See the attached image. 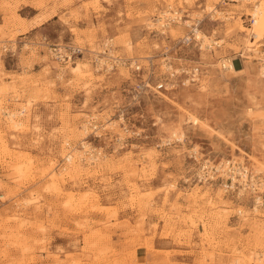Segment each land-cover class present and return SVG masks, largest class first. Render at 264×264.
I'll return each mask as SVG.
<instances>
[{"label": "rangeland", "instance_id": "1", "mask_svg": "<svg viewBox=\"0 0 264 264\" xmlns=\"http://www.w3.org/2000/svg\"><path fill=\"white\" fill-rule=\"evenodd\" d=\"M235 2L0 0V264H264L251 194L196 178L232 159L264 181V58L244 41L264 57V38ZM106 46L168 87L138 92Z\"/></svg>", "mask_w": 264, "mask_h": 264}, {"label": "built area", "instance_id": "2", "mask_svg": "<svg viewBox=\"0 0 264 264\" xmlns=\"http://www.w3.org/2000/svg\"><path fill=\"white\" fill-rule=\"evenodd\" d=\"M168 20L170 21L172 18ZM196 27L197 26L191 30V33L188 34V36L185 38V41H190L194 38V35L196 34ZM105 50L107 53H110V55L107 54V58L103 59V62H99V65H102L105 69L112 70L121 65L130 66V68H133L134 71H138V74L140 75H142L141 73L143 72L141 81L137 83L136 90L138 92H147L152 89L159 91L168 87V84H166L164 81L153 79V74H148L147 77H144L145 67L143 64L137 62V60L133 61L121 56H113V50L108 46H106ZM165 63L168 69L173 67V64H168L167 62ZM179 70L174 69L173 73L175 74V72ZM199 70V66H195L189 70L188 78L186 79L187 83L196 79L197 75L199 74ZM196 158L198 159L199 156ZM208 160L202 161L198 164L199 169L196 173V178L200 182H219L227 192L233 191L237 192L238 194L249 192L253 198V202L255 203V208L264 211V181L263 183L260 182L258 180L257 174L252 172L249 167H246L242 163H238L232 159L221 160L219 162L213 161L211 159L209 161ZM227 164H229V166Z\"/></svg>", "mask_w": 264, "mask_h": 264}, {"label": "bare ground", "instance_id": "3", "mask_svg": "<svg viewBox=\"0 0 264 264\" xmlns=\"http://www.w3.org/2000/svg\"><path fill=\"white\" fill-rule=\"evenodd\" d=\"M234 1H237V2H239V3H236L235 2V7L236 8H238V9H242V10H244V13H249L250 15H252L253 16V21H254V23H253V25L252 26H254V30H253V27L252 28H250V30H251V35L253 36L252 38H257V37H259L260 36V38L262 39V38H264V0H234ZM250 1V2H249ZM251 1H254L255 3H257V4H255V6H254V9H252L251 10V8H249V6H248V4H250V3H252ZM170 6V5H169ZM208 8H210V9H212L213 10V8L211 7V6H208ZM221 12H223V11H221ZM230 12V11H229ZM170 13H178V10H175V12H173V11H170ZM169 12H166V16L168 17V16H171V15H168V14H170ZM223 14V13H222ZM164 15V14H163ZM162 15V16H163ZM231 15V14H230ZM179 16V15H178ZM163 17H165V16H163ZM212 17H213V15H212ZM223 17V16H222ZM160 18V17H159ZM171 18H172V20H173V17L171 16ZM225 18V17H224ZM169 19V18H168ZM178 20H181L182 21V19L181 18H177ZM229 19V18H228ZM230 19H231V17H230ZM232 19H233V17H232ZM240 20V19H239ZM160 21V20H159ZM171 21V20H170ZM170 21H167V20H165V22L164 21H162V24L163 25H161V26H163L164 28H165V26H166V23H168V22H170ZM236 21V20H235ZM159 23H161V21L159 22ZM190 23V22H189ZM193 23V22H192ZM239 23V22H238ZM169 26V25H168ZM236 26V25H235ZM240 26H241V24H240ZM241 30L242 31H244L243 30V27L241 26ZM237 33V32H236ZM196 39L197 40H203L202 42H201V44L200 45H202L203 46V48H206L207 46H210V43H212V41L211 40H209V41H207L206 43L204 42V41H206L205 40V35H202V31H201V29L200 28H198V27H196ZM204 36V37H203ZM187 37V36H186ZM185 37V38H186ZM250 37V36H249ZM246 38L244 41H245V43L247 44V47L250 49V50H252V52H255V53H258L259 51L261 52V50H262V44L261 43H258V42H256V43H254V41L253 40H251L250 38ZM182 40V39H181ZM182 42V41H181ZM216 42V41H215ZM112 45V44H111ZM240 45V44H239ZM244 46V45H243ZM246 48V47H245ZM255 53H250V55L249 56H251V57H255V58H264V57H262V55H260V54H255ZM114 55V54H113ZM152 58V57H151ZM226 59V58H225ZM221 62V61H220ZM227 62H229V63H227ZM227 62H226V60H224V62L223 63H221V65L223 64V66H224V68L226 67V72H225V70H224V72L225 73H227V74H229V73H231L232 71H236V67H235V64H234V62L233 61H231V60H227ZM214 64V63H213ZM79 68V66H77V67H75V69H78ZM227 68H228V70H227ZM229 73H228V72ZM262 74H263V76H264V66H263V68H262V72H261ZM190 82V81H189ZM188 82V83H189ZM202 86V85H201ZM203 88H206V85H205V87H203ZM207 89V88H206ZM3 92H4V90H3ZM1 93V92H0ZM5 94V93H4ZM165 95V94H164ZM19 96V95H18ZM18 96H17V98H18ZM3 97H4V95H3ZM34 98V97H33ZM169 98V97H168ZM4 100V99H3ZM18 100V99H17ZM28 101V100H27ZM33 102V101H32ZM1 103V102H0ZM174 103V102H173ZM33 104V103H32ZM175 104V103H174ZM29 105H31V103H29ZM5 107V106H4ZM28 108V107H27ZM2 109V108H1ZM26 109V108H25ZM37 109V108H36ZM15 111V110H14ZM35 111V110H34ZM251 111V109L249 110V112ZM3 112V111H2ZM19 113V112H18ZM17 113L16 112H14V113H10L9 114V117L11 118V120H13V118H14V116L16 115ZM18 115V114H17ZM264 115V114H263ZM37 116V115H36ZM8 117V118H9ZM38 117V116H37ZM36 117V118H37ZM192 117V116H191ZM193 118V120L195 121V123H198L199 122V120H198V118H196V117H192ZM18 119V118H17ZM33 123H34V121H33ZM14 126L15 127H17V129L18 128H20L21 126H23L24 127V122H22V121H18V120H15L14 121ZM112 125H113V123H111ZM85 125V124H84ZM14 127V128H15ZM28 127V126H27ZM35 127V126H34ZM42 127V126H41ZM25 128V127H24ZM33 128V127H32ZM36 128V127H35ZM84 129H87V128H84ZM16 130V129H15ZM22 130V129H21ZM24 130V129H23ZM41 131V130H40ZM26 132V131H25ZM23 133V132H22ZM173 134H176V135H178V133H177V131H173ZM184 135L185 134H183L182 133V135L181 136H179V138L180 139H182L183 137H184ZM15 136V135H14ZM14 138V137H13ZM41 138V137H40ZM51 141V140H50ZM44 143H45V141H44ZM45 144H47V143H45ZM49 145V144H48ZM87 145V144H86ZM86 145H85V143H84V147H86ZM68 159L69 160H72L73 159V155H68ZM208 160V159H207ZM210 160V159H209ZM208 160V161H209ZM228 166H229V164H227ZM246 166V165H245ZM20 169H23L22 167H20ZM57 179V178H56ZM55 180V179H54ZM53 180V181H54ZM53 183V182H52ZM55 185V184H54ZM255 209V208H254ZM256 211H259L258 209L256 210ZM255 213V212H254ZM259 214H260V212H258ZM245 217V216H244ZM206 225V224H205ZM264 226V225H263ZM245 256V255H244ZM249 259V258H248ZM241 260V259H240ZM246 261V260H245ZM244 261V262H245ZM238 262V261H237ZM246 263V262H245ZM251 263V262H250ZM249 263V264H250ZM241 264V263H240Z\"/></svg>", "mask_w": 264, "mask_h": 264}]
</instances>
